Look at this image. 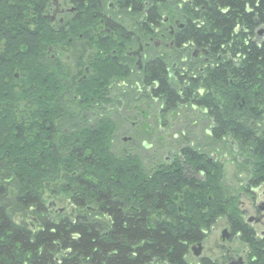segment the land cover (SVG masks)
Masks as SVG:
<instances>
[{
	"label": "trees",
	"instance_id": "1",
	"mask_svg": "<svg viewBox=\"0 0 264 264\" xmlns=\"http://www.w3.org/2000/svg\"><path fill=\"white\" fill-rule=\"evenodd\" d=\"M103 1L74 0L77 14L63 26L39 16L29 28L25 13L30 7L43 12L48 0H0V264H188L190 245L203 240L219 217L245 245L246 264H264V238L254 237L239 203L234 205V187L222 183L221 163L184 148L182 157L145 168L137 155L110 149L107 136L116 125L106 106L121 103L105 97L101 80L81 94L92 75L79 77L71 61H58L68 55L74 64L75 51L87 49L83 41L90 27H98ZM129 1L141 3L145 34L161 24L162 12L185 21L171 57L180 59L184 43L199 48L205 77L194 74L169 85L162 65L149 61L137 77L158 81L155 94L166 112L186 98L204 105L212 123L206 134L221 142V156L242 158L238 165L247 167L248 183L238 192L254 191L264 183V32L258 33L264 0H117L121 6ZM87 20H93L88 29ZM99 43L93 39L97 52ZM181 67L190 74L199 69ZM195 79L204 83L201 96L193 92ZM99 122L110 131L99 132ZM201 160L206 168L197 167ZM199 170L204 180L196 178ZM48 198L65 206L56 210ZM199 264L217 262L202 258Z\"/></svg>",
	"mask_w": 264,
	"mask_h": 264
},
{
	"label": "flooded vegetation",
	"instance_id": "2",
	"mask_svg": "<svg viewBox=\"0 0 264 264\" xmlns=\"http://www.w3.org/2000/svg\"><path fill=\"white\" fill-rule=\"evenodd\" d=\"M50 4V0H48ZM108 0H104L101 4V8H103V13H101L98 16V22L101 26H103V29H99L98 27H90L89 30V36L83 41V45H86V50L83 52L75 51V61H74V69L75 70H83V73L80 74L79 77H82L83 75H86L89 73L90 66L89 63L92 62V60H95L96 62H101L102 60H105L110 56V58L113 60V64L117 66L118 69L116 70L119 74V79L115 78V81L110 84L109 87H111L112 91L115 90H121L123 94H127V92L135 93V96H139V98H143V103L140 102V106H138L136 113L137 116L140 118H144L146 120V123L140 119L141 122H138L136 120L131 124V127H128L127 124L129 122L130 116H127V110L128 105L125 106L124 102H122V98L119 100L121 101V106L118 109H111L108 108L106 111V115L113 120L114 124L116 125L114 119L116 118L119 122V125L121 126V130H129L130 136L126 138H122V143L124 144V147L121 148L123 153H128L132 155H139L135 151L133 147H135L138 142H140V145L143 147V145L147 144L144 142V139L147 137L148 130H151V135L155 136L156 139L155 142L152 143V146H154V152L152 151V161H154V166L158 165V160L160 157L159 153V147H158V141H157V128H158V121H159V104H160V96H157L155 94L156 88L158 86V81L156 79L147 81L145 77L138 78L137 76H144L145 71L148 69L147 64L149 62H159L162 65V72L165 75V82L169 85H179L180 79L182 77H186L187 79H190L191 77H194V74H197V76L205 77V70L199 69L193 72V74H190L191 72L189 70H185V68H182L183 70H168L166 65L167 63L173 59L171 57V53L167 54L166 47L164 50L161 49L155 50L151 46H149L150 41H154V45L157 46L159 39H165L166 42L171 43L170 47H174V36L175 33L178 31V29H182L185 26V21L182 19H179L175 15L172 14L173 17L167 18L166 20H163V24H157V27L151 31V33L145 34L142 30V8L141 3L138 4V6H135L131 1L127 5L124 4V6H121V4L116 6H112L113 10H109L106 6V2ZM117 1V0H116ZM67 4H69V8H63L60 7V3L58 0H52L53 9L49 12L50 8H44L43 12L41 13H35L33 11L34 7H30L28 9L29 12L25 13L24 19L25 24L29 28H34V22L38 21L39 16L42 17L43 20H48L52 25L57 23L59 26H63V22L65 19H69L72 16H75L77 14V5L74 2V0H67ZM108 5L111 6V3L108 2ZM143 5H146V3H143ZM135 9L136 11H133ZM57 10L56 12H54ZM125 10H128L130 12H134L131 14V16H127L125 13ZM119 13L120 21H116L115 18H113V15H117ZM127 19V23H124L123 17ZM121 24V25H120ZM163 25H166L163 27ZM82 34H78L76 37V41L78 38H81ZM98 39L101 41L99 43L98 47H100L102 50H99L98 52L101 54H104L103 46L106 45L107 41L110 42V40H113L116 42V48L111 50L110 54H106L103 58H98L97 56H93L97 51L94 49L93 46V39ZM130 39L128 44L123 43L125 40ZM1 44V43H0ZM188 43H184L185 50L180 53V58L183 53L189 51L191 47L186 46ZM79 46L82 44L79 43ZM103 45V46H101ZM88 46V47H87ZM1 47V45H0ZM197 51L199 50L202 54L201 57L204 60V53L199 48H195ZM173 50V49H172ZM194 51L193 53H196L197 51ZM97 52V53H98ZM74 53V52H73ZM92 54V55H91ZM48 56L53 59L54 55L52 54V50L48 49ZM72 60V57H70V61ZM187 60L186 56L183 58V61L185 62ZM59 63L61 62V56H59ZM167 61V62H166ZM190 62V59L187 60ZM84 64V65H83ZM83 65V66H82ZM181 67V62L179 64H175L174 67L177 66ZM61 70V68L59 69ZM17 77V74H15ZM147 76V75H146ZM155 76L157 77V72L155 73ZM78 81V80H77ZM79 83V82H78ZM197 94L200 96L205 93L204 88L200 87L196 91ZM46 99V97H43ZM191 102V100H189ZM189 104L186 103V101L179 107L188 106ZM162 107V111H164V108L162 104H160ZM191 106L192 111L191 112H198L201 114H206V109L198 107L197 105H189ZM111 107V106H106ZM169 112V111H167ZM166 112V113H167ZM132 113V112H130ZM92 114V113H91ZM130 115V114H129ZM85 116V115H83ZM148 118L151 119L150 121V128L147 126L148 124ZM116 129H118L116 125ZM115 129V130H116ZM119 129V130H120ZM212 129V126L210 127ZM209 130H205V132L210 133ZM144 130V131H143ZM117 131V130H116ZM182 134H185V131L182 130ZM153 141V140H152ZM128 145V146H127ZM146 149H149L151 147V144H147V146H144ZM184 148H179L178 156H181V151ZM220 149H214L210 151L211 156H209L205 152H199L196 153L199 157H202L203 159H207L208 161L216 160L219 163H224V161H230L231 163H234L235 161L232 160L227 153H224V155H220ZM238 152V147L234 146L233 148V155H235ZM201 155V156H200ZM174 154H168L167 157H164V161H170ZM205 160H202L203 163ZM236 162H239V159L237 157ZM196 178H199L200 180H204V171L199 170L195 174ZM245 184L248 183V178L245 180ZM238 187H234L232 190L234 193H232V197L234 198V205L238 206V199L239 197L245 196L246 194L244 192L239 193L237 190ZM181 197V196H180ZM242 217L244 218V212L242 211ZM220 218H217L212 225ZM225 219V218H224ZM226 221V225L228 226V222ZM247 223V222H246ZM248 224V223H247ZM255 236L254 237H263L264 238V231H256L254 226H250ZM234 234V233H231ZM236 236V234H234ZM237 238L239 239V236L237 235ZM236 239V238H235ZM243 254H245L246 250H242ZM202 258H208V257H201L195 262V264H199V261ZM241 263L238 262V259L236 261V264H246L243 258H241ZM215 261V260H214Z\"/></svg>",
	"mask_w": 264,
	"mask_h": 264
},
{
	"label": "rangeland",
	"instance_id": "3",
	"mask_svg": "<svg viewBox=\"0 0 264 264\" xmlns=\"http://www.w3.org/2000/svg\"><path fill=\"white\" fill-rule=\"evenodd\" d=\"M58 1L60 3V7L69 8V4H67V0H58ZM108 2L111 3V6L108 5ZM117 5H119V3L116 0H108L106 2V6L109 10H113L112 6L117 7ZM48 8H50L48 12L50 14V12L53 9L52 0H50V4L48 5ZM171 17L173 16L168 11L162 12L160 14L161 24H163L162 19L164 18L167 19ZM123 19H124V23H127V19L125 18V16L123 17ZM165 26L166 25H163V27ZM98 28L103 29V26L98 24ZM129 40L130 39H127L123 43L128 44ZM157 42H158V45L155 46L154 41H150L149 46L154 48L156 51L157 50L160 51L161 49L164 50L166 47H168L167 54L171 53L173 49V47L169 48V46H171V43H169V46H168V42H166L165 39H159L157 40ZM116 46L117 45L115 41L113 40H110V42L107 41L106 45L103 46V51L105 53L101 54L99 52L98 53L96 52L95 54H93V56H97L98 58L100 57L103 58L106 54L109 55L111 50L116 48ZM195 50H196L195 48H191L189 51L183 53L180 59H171L166 65L167 69L168 70L169 69L170 70H183L182 68L184 67H179L177 65H176L177 67L173 68L175 64H179V62H181V64L182 63L191 64L194 66V68L205 70L207 65L201 62L202 53L199 50L198 51L196 50L197 52L193 53ZM185 56L187 60L190 59V62H188L187 60L185 62L183 61V58ZM68 61H70V56L68 57V55H64L61 57V62L64 63L65 65H67ZM72 63H73V60H71L72 66L70 70L74 69V65ZM88 65L90 66V70L88 74L92 75L90 78L91 81L88 86V89H87V86L86 87L84 86L81 88L80 90L81 94L86 93V91L91 92L93 88L94 89L98 88V86L100 87V84L96 86L99 83V78H95L94 80V78H92L94 77L93 74L100 75L101 79H104L105 77V80L103 81V83L105 84L109 82V79H110L106 74L107 70H111V71L113 70V72L111 73H114V74L115 72L118 73L116 70H120L117 68V66L113 64V60L110 58V56L106 58L105 60H102L100 63L96 62L95 60H92V62L89 63ZM61 69L64 70V68H61ZM15 70L17 71V69ZM93 70L95 73L93 72ZM81 73H83V70H80V74ZM118 74L112 77L118 79L119 78V76L117 77ZM198 89H200V87L199 88L197 87L194 92H196ZM52 90L53 89L49 87V91H52ZM135 95L136 94H133L132 92H127L126 97H123L124 99H122V101L126 102L124 103L125 106L128 105L127 106L128 107L127 116H130L129 122L127 124L128 127H131V124L135 122L136 120H138V122H141L140 119H142V121L146 123V120L144 118H140L139 116H137V113H136L138 106H140L139 105L140 102L143 103L144 100L143 98H139V96H135ZM7 99L11 100V102L13 101L12 98H7ZM26 101H27V98H26ZM106 102L112 103L109 101H106ZM113 104L116 105L117 103L114 102ZM159 109H160V113L158 115L159 121H158V128H157V132H158L157 141H158V147H159V153H160V157L158 161L160 163L164 162V157L165 156L167 157L168 154L177 155L179 153L178 149L180 147L187 148V149L189 148L192 151H195L196 153L201 152V151L202 152L206 151V153L209 156H211L210 151L216 148L222 147L220 141L213 140L205 132L206 129H210V125L212 124L211 117H209L207 112L206 114H201L198 112H191L192 109H191V106L189 105L186 107L185 106L178 107L167 113L162 111V107L160 106V104H159ZM114 121L118 127V129H116L117 130L116 132L118 133L117 138H121V136L123 135L130 136L131 131L121 130L120 129L121 126L119 125L118 120L115 118ZM150 121L151 119L148 118L147 126H149V128H150ZM182 130L185 131V134H182ZM152 138H156V137L151 135V130L149 129L147 133V137L144 139V142L147 144H151V147H149V149H146L144 147L145 144L142 147L140 145V142H138V144L135 147H133L135 150L133 152H136L139 155V158L141 159V162L145 168L150 167L154 163V161H152V158H151L152 151L154 152L153 150L154 146H152V143L155 142L156 139L154 140ZM14 140L17 146L21 145V141L16 140V139ZM92 142H89V143H92ZM121 148L123 147L122 146L114 147V148L111 147L110 149L112 150L113 153H118ZM219 154L221 155V152ZM239 160L243 161L242 158H240ZM190 162L193 163V161H190ZM190 164H189V167H192V165ZM246 169L247 167L239 166L236 161L234 163H231L230 161H226V162L224 161V163H222V173H223L222 183L225 186H228L230 188L235 187V186H238L239 188L240 184L244 182V180L248 176V172ZM50 201H54L56 203V208H57L56 210H59L60 208L65 206L63 203L58 202L53 198L46 199L45 203L49 204ZM238 202H239L240 209L244 212V219L246 220L247 217H253L255 220L256 217H259L260 220L257 222L253 220L250 221L252 224L251 226H254L255 230L258 232L264 231V212H259L255 209V207L260 202L264 203V183L256 186V188H254V191L250 192L249 194L239 197ZM52 209L55 210L54 208ZM30 221H32V219ZM225 225H226L225 219L220 218L213 225H211L210 227L206 229L205 238L201 242L202 250H201L200 256L208 257L211 260H215L217 264H236L238 257L243 258L245 261L246 257H245V254H243L242 252V250L245 248V245L237 238V235L235 236L234 234H231L230 232L231 229ZM225 228H227L228 232L230 233V238L228 240H222V230ZM198 259L199 257L194 256L191 250H189V253L186 257L187 263L195 264V262H197Z\"/></svg>",
	"mask_w": 264,
	"mask_h": 264
},
{
	"label": "bare ground",
	"instance_id": "4",
	"mask_svg": "<svg viewBox=\"0 0 264 264\" xmlns=\"http://www.w3.org/2000/svg\"><path fill=\"white\" fill-rule=\"evenodd\" d=\"M98 9H100V7H98ZM93 21V20H92ZM91 20H87V23L88 24H86L85 25V28L86 29H88L89 27H90V25H91V22H92ZM41 30L42 31H45L46 30V25H44V24H42L41 25ZM111 72H113V70L111 71V70H107V72H106V74H107V76L110 78L109 79V82H107L106 83V86L103 84V79H99V80H101V83H100V86L102 87V92H104L105 91V93H106V98L107 99H109L110 101H112V100H116L117 102H119V103H121V101L119 100L120 98H122V99H124L123 97H126V94H123L122 92H121V90H115V91H112L111 90V87H109L110 86V84L111 83H113L114 81H115V78H113L112 76H114V73H111ZM100 77V76H99ZM191 82H193V81H189V82H187V84L189 85ZM191 84H194V89H193V92L195 91V89L198 87H202V88H205L204 87V83L202 82V81H200V80H198V79H195L194 80V82L193 83H191ZM205 90V89H204ZM205 92H206V90H205ZM185 101L189 104V105H194L192 102H190L189 101V99H185ZM122 102H124V103H126L125 101H122ZM197 106L198 107H201V108H205L206 109V107L204 106V105H198L197 104ZM108 108H111L112 110L114 109L113 107H106V111L108 110ZM220 109H222V108H220ZM206 111H207V109H206ZM207 114L209 115V113L207 112ZM210 117V116H209ZM130 119V118H129ZM100 124L98 125V123H97V125H98V127H97V129L99 130V132H101V133H105V132H109L110 130H108L107 129V127H109L108 126V124L107 123H102V122H99ZM117 132H116V130H114L113 129V131L111 132V134H109L108 136H107V139H109V141H110V146L112 147V148H114V147H124V144L122 143V138H126V137H128V136H125V135H123V136H121V138H117ZM121 139V140H120ZM121 143H119V142ZM118 145H120V146H118ZM128 146V145H127ZM202 161V160H201ZM205 162V161H204ZM199 165V166H198ZM197 167H200V168H206V165L204 164V163H201V162H199V163H197ZM212 225V224H211ZM210 225V226H211ZM201 243L202 242V240H200V241H198V242H195V243H193L192 245H190V247L191 246H193V245H195V244H197V243Z\"/></svg>",
	"mask_w": 264,
	"mask_h": 264
},
{
	"label": "water",
	"instance_id": "5",
	"mask_svg": "<svg viewBox=\"0 0 264 264\" xmlns=\"http://www.w3.org/2000/svg\"><path fill=\"white\" fill-rule=\"evenodd\" d=\"M56 11H57V10H55L54 12H56ZM262 32H264V29H260V30L258 31L259 34H261ZM257 210H258L259 212H261V211L264 212V203H261L260 205H258V206H257ZM252 220L255 221V222H257V221L260 220V218H259V217H256L255 220H254L253 217L248 218V221H249V222L252 221ZM229 237H230V233L227 232V229H226V228L223 229V230H222V240H227V239H229ZM191 250H192L194 256H199L200 253H201V250H202V248H201V243L199 242V243L193 245V246L191 247ZM238 262L241 263V259H240V258L238 259Z\"/></svg>",
	"mask_w": 264,
	"mask_h": 264
}]
</instances>
